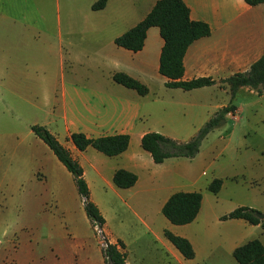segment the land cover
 I'll return each instance as SVG.
<instances>
[{
	"label": "crops",
	"instance_id": "0c3cea01",
	"mask_svg": "<svg viewBox=\"0 0 264 264\" xmlns=\"http://www.w3.org/2000/svg\"><path fill=\"white\" fill-rule=\"evenodd\" d=\"M97 1L0 0V108L7 114L0 118V152L10 153V161L20 166L29 161L37 164V157H49L48 147L31 131L34 125L44 126L82 167L91 198L93 191L134 197L136 207L124 202L125 214L110 220L121 230L130 223L141 227L146 239L139 235L131 244L123 235H112L107 230L109 219L100 211L110 244L121 242L123 249H119L125 255L140 244L154 249L150 252L154 264H236L233 251L237 247L253 239L264 245L260 225L222 220L239 207L264 215V91L258 95L256 89L242 87L231 101L229 87L220 81L247 72L264 58V3L182 0L191 20L210 28L209 36L188 47L182 80L216 81L209 87L183 91L166 88L167 79L159 74L164 42L158 28L147 31L139 52L115 44L158 0H106L102 9L94 11ZM31 46L37 48L40 58L23 55ZM116 73L138 80L148 94L140 96L115 83L112 77ZM21 102L29 104L25 113L14 106ZM230 102L236 106L235 113L227 115L225 124L209 133L200 147L208 144L206 169L210 173L206 179L195 161L201 149L187 162L171 158L162 164H155L142 149L144 134L159 133L174 140L181 133L196 134ZM13 112L20 122L8 119ZM249 119L261 127L250 125ZM74 133L90 139L128 135L130 142L122 154L107 157L91 147L77 150L70 140ZM251 134L256 137L249 141ZM18 150L25 152L20 163L15 157ZM59 164L60 170H66ZM117 170L136 175V184L129 189L115 187L112 180ZM214 179L223 181L217 194L207 189ZM177 192L202 195L196 219L182 226L171 224L161 212ZM165 231L188 240L194 258L185 259L166 239ZM99 252L100 263L82 255L75 264H105ZM125 264H134V258L126 257Z\"/></svg>",
	"mask_w": 264,
	"mask_h": 264
},
{
	"label": "trees",
	"instance_id": "16d2710c",
	"mask_svg": "<svg viewBox=\"0 0 264 264\" xmlns=\"http://www.w3.org/2000/svg\"><path fill=\"white\" fill-rule=\"evenodd\" d=\"M106 0H98L93 4L94 11L105 6ZM250 6L264 3V0H243ZM156 27L164 45L159 60V74L167 79L166 88H179L183 91H191L209 87L216 81L209 78H198L190 81L182 80L184 74L183 59L188 47L201 38L210 35L209 26L190 18V10L182 0H158L147 16L136 26L115 39L116 46L134 53L142 50L147 31ZM113 81L127 89L134 90L138 95L148 94V88L138 80L125 73H116ZM229 87L231 101L237 91L242 87L256 89L258 95L264 91V58L253 63L249 70L235 74L220 81ZM236 106L230 102L226 107L218 110L192 137L186 142H179L159 133H146L141 138V147L150 154L155 164H162L171 158L193 159L199 152L204 139L213 130L223 126L226 116L234 114ZM33 134L40 139L54 154L56 159L66 168L73 177L77 192L82 199L83 209L89 222L103 227L104 219L91 200L89 187L84 179L83 169L71 152L64 147L57 138L44 126L31 127ZM74 147L83 152L91 147L107 157H114L125 152L129 146L128 135L106 136L95 139L87 138L80 133L70 135ZM113 184L118 189H129L137 182V176L125 170H117L113 175ZM221 179H214L208 185V191L217 194L222 186ZM202 195L200 192H177L172 194L162 207V215L173 225L182 226L193 222L200 210ZM259 211L249 207H239L222 217V220L240 219L250 225H260L264 230V218L259 219ZM166 239L187 260L193 259L194 250L190 242L182 237L164 232ZM123 249L121 242L109 244L107 250L102 251L105 264H125L126 255L120 251ZM236 264H264V245L259 239L248 241L233 251Z\"/></svg>",
	"mask_w": 264,
	"mask_h": 264
},
{
	"label": "rangeland",
	"instance_id": "374dc122",
	"mask_svg": "<svg viewBox=\"0 0 264 264\" xmlns=\"http://www.w3.org/2000/svg\"><path fill=\"white\" fill-rule=\"evenodd\" d=\"M60 16L62 18V7ZM28 54L41 57L37 48L24 51L23 55ZM14 106L22 109L24 113L29 109L26 102ZM5 112L0 108L1 119L7 116ZM8 119L21 121L14 112ZM249 122L254 126L257 121L249 119ZM254 127L260 128L261 125ZM194 136L195 132L191 131L175 137L178 141L186 142ZM255 137L251 134L248 139L252 141ZM207 149L208 144L205 143L201 154L195 160L200 163L199 172L204 171L207 174L202 179H206L210 173L206 169ZM48 151L50 156H43V160L37 157V164L29 161L22 166L10 161V153L0 152V264H75L77 256L82 255L100 263L99 249L102 250L98 244L97 233L85 215L73 177L67 170H60L58 160L49 148ZM24 154L23 150H18L15 157L20 159ZM21 160L23 159L18 163ZM178 161L187 162V159ZM91 200L109 219L107 230L112 235H123L126 242L131 244L136 240L134 237L139 235L146 239L141 227L130 223L121 230L116 221L110 220L112 216L116 218L125 214L124 202L137 206L130 194L121 192L116 196L108 192L100 194L93 191ZM102 228L105 239L110 242L107 232ZM140 242L143 243L137 241ZM150 252H154V249L143 248L137 244L128 249L126 257L130 261L134 258V264H154V254Z\"/></svg>",
	"mask_w": 264,
	"mask_h": 264
},
{
	"label": "built area",
	"instance_id": "2783aa9c",
	"mask_svg": "<svg viewBox=\"0 0 264 264\" xmlns=\"http://www.w3.org/2000/svg\"><path fill=\"white\" fill-rule=\"evenodd\" d=\"M94 227H95L97 237H98V244H99L101 250L105 252L107 250L110 242H108L107 239H105V237L103 235V228L102 227L98 226L97 224H95Z\"/></svg>",
	"mask_w": 264,
	"mask_h": 264
},
{
	"label": "water",
	"instance_id": "95a60500",
	"mask_svg": "<svg viewBox=\"0 0 264 264\" xmlns=\"http://www.w3.org/2000/svg\"><path fill=\"white\" fill-rule=\"evenodd\" d=\"M258 218L259 219H263L264 218V215L263 214H258Z\"/></svg>",
	"mask_w": 264,
	"mask_h": 264
}]
</instances>
